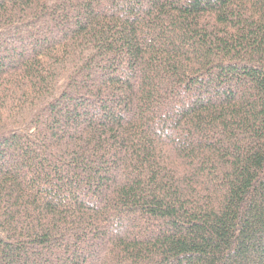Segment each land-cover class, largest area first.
Returning <instances> with one entry per match:
<instances>
[{
  "label": "trees",
  "instance_id": "1",
  "mask_svg": "<svg viewBox=\"0 0 264 264\" xmlns=\"http://www.w3.org/2000/svg\"><path fill=\"white\" fill-rule=\"evenodd\" d=\"M0 264H264V0H0Z\"/></svg>",
  "mask_w": 264,
  "mask_h": 264
}]
</instances>
